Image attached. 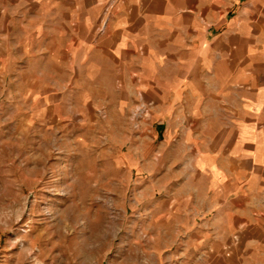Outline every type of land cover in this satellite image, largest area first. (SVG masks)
<instances>
[{"label":"rangeland","instance_id":"rangeland-1","mask_svg":"<svg viewBox=\"0 0 264 264\" xmlns=\"http://www.w3.org/2000/svg\"><path fill=\"white\" fill-rule=\"evenodd\" d=\"M8 4L0 264H196L183 139L151 122L109 58L72 56Z\"/></svg>","mask_w":264,"mask_h":264},{"label":"crops","instance_id":"crops-1","mask_svg":"<svg viewBox=\"0 0 264 264\" xmlns=\"http://www.w3.org/2000/svg\"><path fill=\"white\" fill-rule=\"evenodd\" d=\"M8 2L72 56L109 58L183 139L196 264H264V0Z\"/></svg>","mask_w":264,"mask_h":264}]
</instances>
